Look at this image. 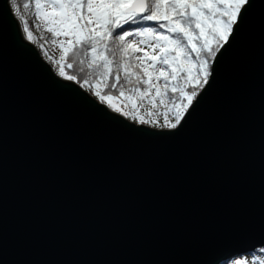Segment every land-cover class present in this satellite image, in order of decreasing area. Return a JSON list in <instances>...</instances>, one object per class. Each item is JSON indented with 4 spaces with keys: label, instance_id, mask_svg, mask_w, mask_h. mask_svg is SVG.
<instances>
[{
    "label": "water",
    "instance_id": "obj_1",
    "mask_svg": "<svg viewBox=\"0 0 264 264\" xmlns=\"http://www.w3.org/2000/svg\"><path fill=\"white\" fill-rule=\"evenodd\" d=\"M60 82L0 0V264H225L264 244V0L178 130Z\"/></svg>",
    "mask_w": 264,
    "mask_h": 264
},
{
    "label": "snow or ice",
    "instance_id": "obj_2",
    "mask_svg": "<svg viewBox=\"0 0 264 264\" xmlns=\"http://www.w3.org/2000/svg\"><path fill=\"white\" fill-rule=\"evenodd\" d=\"M251 5L252 0H10L27 41L33 32L21 7L33 10L58 47V60L43 55L62 85L110 116L167 130H178L211 87ZM145 102L150 109L141 115ZM235 264H264V244Z\"/></svg>",
    "mask_w": 264,
    "mask_h": 264
},
{
    "label": "trees",
    "instance_id": "obj_3",
    "mask_svg": "<svg viewBox=\"0 0 264 264\" xmlns=\"http://www.w3.org/2000/svg\"><path fill=\"white\" fill-rule=\"evenodd\" d=\"M19 2L22 4L23 3V0H19ZM20 15L23 16V17H25L29 21V23H30V30H32V32H33V40H32V43L37 48V50L42 55V57H44L43 59H46V61H47V57H45L43 55V53H44V51H48V47L52 44L51 43V39L52 38H51L50 34L47 33L46 29L43 28L39 24L38 20H34V15H33V10L32 9L24 10L21 7ZM17 20L20 23L21 32L23 34V37L25 38V35L23 33V25H22V22L18 18H17ZM41 44L44 45V48L43 49L40 48V45ZM54 59H57L58 60L59 59V56L58 57H54ZM47 63L52 67V69H53V71L55 73V70H54L55 69V66L49 60H48ZM117 102L119 103L120 101H117ZM149 109H150V106L147 104V102H145L144 105H143V107H141V109H140V113H143V115H145ZM150 119H156V116H153ZM162 119H163L162 116H160V122H162ZM129 121H131V120L129 119ZM147 126L152 127L151 125H147ZM156 129H160V128H156ZM251 254L242 255V256H238V257L232 258V259H230L225 264H235V261L237 259H240V258H248V259H251ZM220 264H222V263H220Z\"/></svg>",
    "mask_w": 264,
    "mask_h": 264
},
{
    "label": "rangeland",
    "instance_id": "obj_4",
    "mask_svg": "<svg viewBox=\"0 0 264 264\" xmlns=\"http://www.w3.org/2000/svg\"><path fill=\"white\" fill-rule=\"evenodd\" d=\"M8 1V5H9V7H10V0H7ZM11 9V8H10ZM11 11L13 12V10L11 9ZM13 14H14V16L16 17V15H15V13L13 12ZM17 19V18H16ZM39 22V24L43 27V28H45L44 26H43V24H42V22L41 21H38ZM30 43H32V41L30 42ZM33 44V43H32ZM48 54L49 55H51V56H53V57H58L59 55H60V53H59V50H58V47L56 46V45H53V44H51L49 47H48ZM40 54V53H39ZM41 55V54H40ZM41 57H42V55H41ZM42 58H44V57H42ZM45 61H46V59H44ZM46 62H48V59H47V61ZM54 70H56V69H54ZM54 72V71H53ZM141 115H143V113H141Z\"/></svg>",
    "mask_w": 264,
    "mask_h": 264
},
{
    "label": "bare ground",
    "instance_id": "obj_5",
    "mask_svg": "<svg viewBox=\"0 0 264 264\" xmlns=\"http://www.w3.org/2000/svg\"><path fill=\"white\" fill-rule=\"evenodd\" d=\"M12 12V11H11ZM13 13V12H12ZM13 16H14V14H13ZM15 17V16H14ZM16 18V17H15Z\"/></svg>",
    "mask_w": 264,
    "mask_h": 264
}]
</instances>
